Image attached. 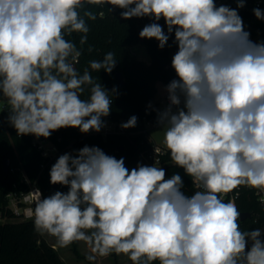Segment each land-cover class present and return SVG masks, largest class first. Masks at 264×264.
Segmentation results:
<instances>
[{
	"label": "clouds",
	"instance_id": "clouds-1",
	"mask_svg": "<svg viewBox=\"0 0 264 264\" xmlns=\"http://www.w3.org/2000/svg\"><path fill=\"white\" fill-rule=\"evenodd\" d=\"M235 2L236 8L215 0H0V100L18 136L106 127L117 89L92 73L111 74L115 53L81 72L82 51L66 39L79 33L80 45L87 42L85 17L97 18L87 5L121 9L123 20L147 17L141 39L164 49L174 35L177 46L176 78L163 87L167 103L148 108L193 193L184 192L179 173L169 177L155 162L129 170L123 157L85 145L51 166L49 183L67 191L40 192L28 210L37 232L61 248L83 241L95 254L89 261L123 254L132 264H264V230H241L236 204L237 190L246 187L264 205V41L250 38L239 15L247 0ZM252 11L264 21V10ZM137 123L132 115L121 128Z\"/></svg>",
	"mask_w": 264,
	"mask_h": 264
},
{
	"label": "trees",
	"instance_id": "trees-1",
	"mask_svg": "<svg viewBox=\"0 0 264 264\" xmlns=\"http://www.w3.org/2000/svg\"><path fill=\"white\" fill-rule=\"evenodd\" d=\"M223 1L231 8H236L235 0H215L217 5ZM257 0H248L245 7L238 9L239 15L243 18L245 29L256 36L254 41H264V21L257 20L253 9L257 8ZM258 8L264 10V0ZM111 5H87L85 10H91L97 16L95 20L85 17L90 31L87 34L88 40L80 45L79 33L66 36L76 43L81 49L82 55L76 67L82 72L91 60H102L105 53L112 51L117 59L116 66L111 74L104 71L93 72L92 75L108 90L117 89L113 97V104L110 117L126 122L132 115L138 117L137 126L126 129L122 135H110L106 138L95 135H82L73 128L60 129L53 132L49 139L59 145H65L74 140L75 145L82 148L85 145L98 146L109 155L117 159L123 157L125 166L131 170L142 162V154L145 153L151 144L152 138L148 133L143 132L145 122L156 123V112L148 108L149 103L157 108L154 96L157 92L156 83L162 81L167 85L176 74L171 67L170 48L177 51L173 43L174 35L170 37L168 45L164 49L158 48V41L144 39L149 59L142 61L134 57L128 47L138 43V30L143 28L151 20L145 18H132L123 20L120 17L121 9L115 8L111 12L108 9ZM81 10V15H83ZM103 12V16L99 14ZM161 25L164 21L159 22ZM261 32L258 34V31ZM165 32L167 29L165 27ZM91 49V51H89ZM116 73H121L124 84L118 85ZM87 98V94L82 96ZM58 137L61 138L58 141ZM3 159H9V167L3 171ZM42 158L38 151L30 143L29 137H18L16 130L11 127L7 120H4L0 113V215L2 218H12L10 211L6 208L7 200L5 194L10 190L20 191L25 189L26 183L22 180L23 172L30 181L36 183L44 196L57 190L67 191V188L49 183V171L55 161L47 163L40 169ZM163 167L167 176L179 173L184 180V192L191 195L194 191L191 178L184 174L183 169L175 167L170 160L168 153L162 157ZM241 212H249L251 217L240 221V228L243 231H250L256 228L264 220V207L258 204L250 192H245L237 204ZM0 264H65L58 252L48 243L40 232L34 229L33 220H4L0 222ZM129 264H132L130 261ZM158 264V262H156Z\"/></svg>",
	"mask_w": 264,
	"mask_h": 264
},
{
	"label": "built area",
	"instance_id": "built-area-1",
	"mask_svg": "<svg viewBox=\"0 0 264 264\" xmlns=\"http://www.w3.org/2000/svg\"><path fill=\"white\" fill-rule=\"evenodd\" d=\"M247 2H248V0H247ZM220 4H224V2L221 1ZM260 4H261V2L259 0H257L255 2V6H257V7L260 6ZM100 13L101 12H99V14ZM260 32H261V30L258 31V34ZM251 39L254 41V39H256V36L251 38ZM164 99H165V102L167 103L166 94L164 95ZM0 113L2 114L3 119L7 120L8 110H7L3 100H0ZM104 119L106 121V127H104L99 133L90 132L88 134L100 136L102 138H106L110 135H122V134L126 133V129L121 128V124L123 123V121L113 119L112 117H110V115ZM154 125L155 124H153L151 121H146L145 122V129L143 130V132L148 133L149 128L154 127ZM73 129L79 131L76 128H73ZM80 134H81V136L82 135H88V134H82V133H80ZM27 136L29 137L30 143L32 144V146L38 151V153L40 154V156L42 158V161L40 164L41 170L44 168V166L47 163H49L51 161H56V159L61 154H64V153L75 154V150L80 149L79 147H77L75 145L74 140H71L69 143H67L65 145H59L57 142H55L49 138L45 139V138L41 137V138L37 139L33 135H27ZM18 137H21V136H18ZM57 140L60 141L61 138L58 137ZM157 150H159V151H157ZM166 153H167L166 148L163 145H161V144H159L153 140V143L151 144L149 149L141 155L142 156V162L146 165H152L155 162L156 166L163 167L162 157ZM22 176H23L22 180L26 183V187H25V189L20 190V191L10 190L5 194V197L7 200L6 208L10 211V213L12 215V219L29 220L32 218L29 217L28 210L30 208L34 207L36 200L40 196L41 190L36 185L35 182L30 181V179L28 178V176L24 172H23ZM191 184H192V181H191ZM237 191L239 192V197H238V199H236V204H238V201L240 200V198L242 197V195L245 192H250L254 196V199L256 200V202H258L259 205L264 207V205H262L259 202V197L256 195L255 190L249 189L246 187H241ZM231 195H234V193L230 194V196ZM230 196L226 197L225 199L227 200L228 198H230ZM0 218L2 219L1 215H0ZM240 221H243V220H240ZM256 228H260V229L264 230V220ZM256 228H254V229H256Z\"/></svg>",
	"mask_w": 264,
	"mask_h": 264
},
{
	"label": "rangeland",
	"instance_id": "rangeland-1",
	"mask_svg": "<svg viewBox=\"0 0 264 264\" xmlns=\"http://www.w3.org/2000/svg\"><path fill=\"white\" fill-rule=\"evenodd\" d=\"M129 51L134 55L135 58L142 60V61H148L149 55L146 49V46L141 43H133L128 47ZM176 51L172 50L170 48V55L173 56ZM164 83L162 81H157L156 87L157 92L154 96V101L157 104V108H163L166 105L164 95L166 93L163 92ZM149 136L157 143L163 144V129L159 127V125H154V127H150L148 130ZM165 147V146H164ZM146 165V164H145ZM9 167V165H8ZM16 221V219H12L9 217L0 218V222L2 221ZM41 237H43L48 243H50L53 248L58 252L61 259L65 262V264H129L130 260L127 256L121 254L116 255L112 254L106 257H101L96 255V258L93 261H89L86 259L89 255H95L91 252V249L88 245H86L83 241L75 242L71 244L68 247L61 248L56 244V240L54 237L47 235V234H41Z\"/></svg>",
	"mask_w": 264,
	"mask_h": 264
},
{
	"label": "water",
	"instance_id": "water-1",
	"mask_svg": "<svg viewBox=\"0 0 264 264\" xmlns=\"http://www.w3.org/2000/svg\"><path fill=\"white\" fill-rule=\"evenodd\" d=\"M141 30H142V28L138 30V40H139V42L143 43L144 39H141L139 37V32ZM116 80H117L118 85L124 84L123 77H122L121 73H116ZM8 165H9V159H3L2 167H3L4 172L7 171ZM250 216H251V214L249 212H241L240 220L248 219V218H250Z\"/></svg>",
	"mask_w": 264,
	"mask_h": 264
}]
</instances>
